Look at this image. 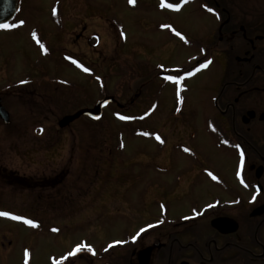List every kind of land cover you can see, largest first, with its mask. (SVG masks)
Returning a JSON list of instances; mask_svg holds the SVG:
<instances>
[{
  "label": "rangeland",
  "instance_id": "374dc122",
  "mask_svg": "<svg viewBox=\"0 0 264 264\" xmlns=\"http://www.w3.org/2000/svg\"><path fill=\"white\" fill-rule=\"evenodd\" d=\"M22 6L23 26L0 31V96L10 114L8 125L0 119V211L21 214L38 227L0 217V244L2 235L12 243L9 253L0 246V264H16L11 251L23 253L24 264H74L63 257L78 245L94 251L141 247L147 231L133 242L141 229L166 215L176 222L192 208L156 206L162 174L153 173L151 184L146 162L147 155L164 151L156 137L164 136L166 108L156 105L162 89L157 72L150 88L147 65L178 71L187 64L191 51L165 25L197 41L219 20L187 9L167 16L153 0H136L133 9L128 0H22ZM71 60L90 69L89 75ZM107 96L116 102L102 119L84 117L59 128L64 117ZM199 98L200 109L211 113ZM174 127L166 133L176 134Z\"/></svg>",
  "mask_w": 264,
  "mask_h": 264
},
{
  "label": "flooded vegetation",
  "instance_id": "af4514ba",
  "mask_svg": "<svg viewBox=\"0 0 264 264\" xmlns=\"http://www.w3.org/2000/svg\"><path fill=\"white\" fill-rule=\"evenodd\" d=\"M182 2L163 0L164 4ZM155 3L157 11L167 16L181 15L187 9L191 15L219 20L218 27L203 39L193 41L183 33L189 43H183L182 48L191 53L187 54V64L182 69L160 70L155 66L154 72L147 65L150 88L156 86L153 75L157 72L162 89L156 105L160 103L166 108L164 128L169 130L174 124L177 131L168 134L163 129L164 151L159 156L147 155L148 179L152 184L153 173L162 174V196L155 197L156 206L191 204V210L185 212L189 219L182 217L170 222L167 215L162 219L156 216L163 223L156 220L158 223L141 236L144 242L147 240L141 247L95 249L94 255L86 249L71 257V261L74 264H264V0H188L178 12L163 7L162 0H153ZM205 5L214 9L215 14L207 11ZM22 12L21 0L13 22L20 20ZM172 44L179 43L174 40ZM208 60L212 63L197 72L196 68ZM205 74L210 78L201 82ZM170 75L184 77L181 85L165 79ZM180 88L183 90L178 96ZM203 91V98H199ZM196 94L210 106L211 113L200 109ZM156 109H149L148 120L153 119ZM56 184L53 181L52 188ZM4 219L23 225V221ZM1 238V249L9 253L12 243L6 242L7 236ZM144 251L147 253L141 261L140 254ZM11 254L16 256V264H24L23 253L21 257L19 251Z\"/></svg>",
  "mask_w": 264,
  "mask_h": 264
},
{
  "label": "snow or ice",
  "instance_id": "6c2138e0",
  "mask_svg": "<svg viewBox=\"0 0 264 264\" xmlns=\"http://www.w3.org/2000/svg\"><path fill=\"white\" fill-rule=\"evenodd\" d=\"M129 4L131 5H135L136 3V0H128ZM188 3V0H183L182 3H167V4H164L163 3V0H162V6L163 7H166L168 9H171L173 11H180L181 8L183 7V4H186ZM205 8L207 11H210V12H213V14H215V10L214 9H210V8H207V5H205ZM53 14L55 15L56 14V10L54 9L53 10ZM24 22L21 21L20 22V25H22ZM20 25H10V24H2L0 25V29H4V30H11L13 27H18ZM164 27H168V28H171V30L174 32V34L179 37L182 41H184V43H189V41L187 40V38L182 34L180 33L179 31H177L175 28H172L171 25H165ZM35 33H33V36L35 37ZM41 47L43 48V45H41ZM45 52H46V49H45ZM71 59V58H69ZM72 63L76 64L77 67H80L82 68V70L86 73H90V69H88L87 67H84L83 65L79 64L77 61L75 60H72ZM212 63V61L208 60L202 64L199 65L198 68H196V71H200L201 69H206L210 64ZM194 73H188V75H193ZM166 80L168 81H171L177 85H181V82L182 80L184 79V77L182 76H179V75H176V76H167L165 77ZM24 83V82H22ZM183 90L182 88L178 89V92H177V95L179 96V92ZM182 102V101H181ZM119 119L121 120H130L132 119L131 117H127V116H119ZM42 131V130H41ZM144 135H147V133H144ZM157 140H159L161 143H163L164 141L160 139L159 136L156 137ZM237 147H239L237 145ZM185 151H188V149H185ZM241 155V168L243 166V159H244V153L243 151H241L240 153ZM209 175H212L211 173H209ZM238 176H240L241 178V183L243 184L244 183V180H243V177L241 176L240 172L237 173ZM213 179H216L215 176H212ZM247 186V185H245ZM257 194H259V190H257ZM253 199H255V197H253ZM209 207H213L212 205H209ZM196 215H202V213H197ZM0 217H6V218H9V219H12L14 221H23L24 224L26 225H29L31 227H38V225L33 222L32 220L30 219H26L24 217H21V216H17V215H13L9 212H6V211H0ZM185 219H189V217H185ZM160 223H163V221H161ZM149 227H154L153 226H149ZM52 231L56 232L58 231V229H53ZM144 231H147V229H141V232L140 233H137V236L136 237H133V242H135L136 239L139 238L140 234ZM124 242L122 241H117L116 244H122ZM109 247H113V245H109ZM85 248L87 249L88 252L92 253L93 255L95 254L94 253V250L90 247V246H86V245H78L72 252H70L68 254V256H65L63 257V260H68V257H76L78 253H81L82 251L85 250ZM107 251V249H105ZM25 255L27 256L28 253L26 252ZM55 264H63V261H56Z\"/></svg>",
  "mask_w": 264,
  "mask_h": 264
},
{
  "label": "water",
  "instance_id": "95a60500",
  "mask_svg": "<svg viewBox=\"0 0 264 264\" xmlns=\"http://www.w3.org/2000/svg\"><path fill=\"white\" fill-rule=\"evenodd\" d=\"M19 5V0H0V25L8 24L15 14L17 13ZM115 99L113 97H108L101 102H99L93 109H83L79 112L75 113L74 115H68L64 117L59 122L60 129H65L67 126L75 122L76 120L80 119L83 116H88L94 120H99L102 117L103 109L111 104L114 103ZM0 119L5 123H10V114L2 105V99L0 97ZM147 252L144 251L140 254V260L143 261V256Z\"/></svg>",
  "mask_w": 264,
  "mask_h": 264
},
{
  "label": "trees",
  "instance_id": "16d2710c",
  "mask_svg": "<svg viewBox=\"0 0 264 264\" xmlns=\"http://www.w3.org/2000/svg\"><path fill=\"white\" fill-rule=\"evenodd\" d=\"M114 95V94H113Z\"/></svg>",
  "mask_w": 264,
  "mask_h": 264
}]
</instances>
